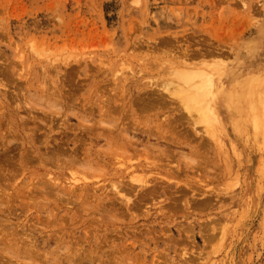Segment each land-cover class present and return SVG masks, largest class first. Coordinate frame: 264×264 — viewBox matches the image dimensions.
Instances as JSON below:
<instances>
[{"label":"rangeland","instance_id":"1","mask_svg":"<svg viewBox=\"0 0 264 264\" xmlns=\"http://www.w3.org/2000/svg\"><path fill=\"white\" fill-rule=\"evenodd\" d=\"M262 96L264 0H0L11 264H264Z\"/></svg>","mask_w":264,"mask_h":264},{"label":"bare ground","instance_id":"2","mask_svg":"<svg viewBox=\"0 0 264 264\" xmlns=\"http://www.w3.org/2000/svg\"><path fill=\"white\" fill-rule=\"evenodd\" d=\"M190 72V71H189ZM262 73V72H261ZM260 73V74H261ZM190 74V73H189ZM182 75V74H181ZM188 75V74H187ZM193 75V74H192ZM192 77V76H191ZM199 77H201V76H199ZM199 77H198V79H199ZM203 77V76H202ZM186 78H187V76H186ZM190 79V78H189ZM192 79H194V78H191V80ZM203 79H205L206 81H208V83H207V85H209V90L208 91H210V92H212V88H213V83H212V81H210V79L208 78V77H203ZM262 80V79H261ZM247 87H252V88H254V84L253 83H249L248 84V86ZM196 88H198V87H196ZM205 89V88H204ZM204 91H206V90H204ZM251 91V89L249 88V89H247V92L249 93ZM262 92V91H261ZM262 94V93H261ZM197 95H199V94H197ZM197 95L195 96V97H197ZM259 95V94H258ZM66 97V96H65ZM195 97H194V100H196L195 99ZM201 97V96H200ZM199 96H198V99H197V101H199V100H201V98H200ZM202 98H204V97H202ZM63 99V98H62ZM192 99H193V97H192ZM226 99H227V96H226ZM70 100V99H69ZM64 101V100H63ZM142 101V100H141ZM141 101H139V103L141 102ZM259 101V100H258ZM257 101V102H258ZM67 102H68V100H67ZM107 102V101H106ZM155 102V101H154ZM196 101H194V103H195ZM200 102V101H199ZM224 102H225V97H224ZM143 103V101L140 103V104H142ZM196 103H198V102H196ZM203 105H204V107H205V102H204V100H203ZM202 103L200 102V105H201ZM260 108H259V111H257V112H255L254 113V115H253V125H254V127H256V129L257 130H260V131H263L264 132V97L262 96V98L260 99ZM67 105V104H66ZM143 105V104H142ZM256 105V104H255ZM65 106V105H64ZM110 106V105H109ZM144 106V105H143ZM68 107V106H67ZM108 107V106H107ZM202 105H201V108L203 109L204 108ZM208 107V106H207ZM245 107V106H244ZM247 107V106H246ZM76 108V107H75ZM200 108V109H201ZM109 109V108H108ZM112 109V108H111ZM198 109H199V106H198ZM199 109V110H200ZM251 109H252V107H251ZM75 110V109H74ZM88 110V109H87ZM102 109H100V111H101ZM113 110V109H112ZM206 110V108L204 109V111ZM85 111V110H84ZM89 111V110H88ZM109 111V110H108ZM207 112V113H206ZM204 114L205 115H207L208 114V112L210 113V114H212L213 116V118H217L218 119V117H217V115H216V113L214 112V109L212 110V108H208L207 109V111H206ZM253 112V111H252ZM104 113H106V112H104ZM109 113V112H108ZM115 113V112H114ZM200 113H201V111H200ZM87 113H85V115H86ZM90 114V113H89ZM202 114H203V111H202ZM203 114V115H204ZM65 115V114H64ZM93 115V114H92ZM99 115V114H98ZM107 115V114H106ZM112 115H113V113H112ZM202 115V116H203ZM97 116V115H96ZM198 116H199V111H198ZM197 116V117H198ZM201 116V118L200 119H203V117ZM66 117V116H65ZM77 117V116H76ZM93 117V116H92ZM208 117V119L210 118V116H207ZM77 118H79V117H77ZM99 118H101L100 117V115H99ZM199 118V117H198ZM91 119V118H90ZM95 119H97V118H95ZM106 119V118H105ZM116 119V118H115ZM211 119V118H210ZM209 119V120H210ZM84 120V119H83ZM86 120H87V118H86ZM85 120V121H86ZM111 120H113V119H111ZM121 120V119H120ZM204 120V119H203ZM92 121V120H91ZM91 121H89V122H91ZM94 121V120H93ZM100 121V120H99ZM106 121V120H105ZM207 122H208V120H206ZM212 121V119L210 120V122ZM213 121H214V119H213ZM95 122H96V120H95ZM97 123H99V122H97ZM209 123V122H208ZM83 124V123H82ZM96 124V123H95ZM94 124V125H95ZM124 124V123H123ZM134 124V123H133ZM126 125V124H125ZM173 125V124H172ZM93 126V125H92ZM121 126V125H120ZM130 126V125H129ZM137 126V125H136ZM80 127V126H79ZM82 127H84V126H82ZM87 127V126H86ZM96 127V126H95ZM99 127V126H98ZM134 127V126H133ZM138 127V126H137ZM176 127V126H175ZM85 128V127H84ZM87 128H89V127H87ZM100 128V127H99ZM120 128V127H119ZM69 129V128H68ZM79 129V128H78ZM81 129V128H80ZM92 129V128H91ZM93 129H95V128H93ZM103 129V128H102ZM128 129V128H127ZM136 128H134L133 129V131L135 130ZM87 130V129H86ZM98 130V129H97ZM118 130V129H117ZM122 130V129H121ZM82 131V130H81ZM89 131V130H88ZM91 131V130H90ZM110 131V130H109ZM129 131V130H128ZM151 131V130H150ZM158 131H159V129H158ZM105 132V131H104ZM104 132H103V134H104ZM107 132V131H106ZM117 132V131H116ZM130 132V131H129ZM141 132V131H140ZM159 132H161V131H159ZM158 132V133H159ZM85 133V132H84ZM108 133H110V132H108ZM112 133H114V132H112ZM122 133V132H121ZM132 133V132H131ZM137 133V132H136ZM142 133V132H141ZM147 133V136L149 135V134H151V132L148 134V132H145V134ZM154 133V132H153ZM156 133H157V131H156ZM155 133V134H156ZM83 134V133H82ZM116 134V133H115ZM160 134V133H159ZM80 135V134H79ZM79 135H77V137L79 136ZM123 135V134H122ZM127 135V134H126ZM126 135H124V137H126ZM129 135H130V133H129ZM128 135V136H129ZM114 136V135H113ZM120 136V135H119ZM134 135H132V137H133ZM152 136V135H151ZM151 136L149 137V140H150V138H151ZM154 136V135H153ZM156 136V135H155ZM154 136V137H155ZM73 137H75V136H73ZM82 138H83V136H81ZM101 137H105L107 140H108V138H107V135L106 136H101ZM142 137V136H141ZM143 137H146V136H143ZM153 137V138H154ZM80 138V137H79ZM130 138H131V135H130ZM129 138V139H130ZM137 138V137H136ZM158 139H159V137H157ZM156 138V140H158ZM175 138V137H174ZM81 139V138H80ZM79 139V140H80ZM85 139V138H84ZM83 139V140H84ZM88 139V138H87ZM115 139V138H114ZM117 139V138H116ZM133 139H135V137L133 138ZM132 139V140H133ZM138 139H139V137H138ZM163 139H164V137H163ZM54 140H55V138H54ZM78 140V141H79ZM126 140V139H125ZM137 140V139H136ZM166 140V139H165ZM176 140V139H175ZM80 141H82V139L80 140ZM141 141V140H140ZM168 142H170L169 140H167ZM171 141H173V140H171ZM178 141V140H177ZM177 141H174V142H177ZM143 142V141H142ZM158 142V141H157ZM165 142V141H164ZM173 142V144H175ZM67 143V142H66ZM79 143H82V142H79ZM112 143H113V140H112ZM115 143V142H114ZM141 143V142H140ZM147 143V142H146ZM148 143H151V142H148ZM85 144V143H84ZM129 144V143H128ZM106 145H108L107 143H106ZM124 145V144H123ZM131 145H133V144H131ZM137 145V144H136ZM148 145V144H147ZM146 144H145V147L147 146ZM150 145H152V146H150ZM83 146V145H82ZM155 146H157V145H155V144H149V147H152V148H155ZM41 147V146H40ZM118 147V146H117ZM122 146H120V151L121 150H124V148L122 149L121 148ZM126 147V146H125ZM140 147V146H139ZM144 147V148H145ZM149 147H146L147 148V150L149 149L150 150V152L149 153H151L152 151H151V149L149 148ZM159 147H161V146H158V148ZM162 147H165L166 148V146H162ZM160 148V149H162L161 151L163 152V149L165 150V148ZM168 147L169 146H167V148L166 149H168ZM202 147V146H201ZM37 148V147H36ZM59 148V147H58ZM63 148V147H62ZM75 148H78V147H75ZM110 148V147H109ZM138 148V147H137ZM142 148V147H141ZM145 148V149H146ZM157 148V149H158ZM25 149V148H24ZM39 150H40V148H38ZM69 149V148H68ZM111 149V148H110ZM118 149V148H117ZM170 149V148H169ZM57 150H59V149H57ZM65 150H67V149H65ZM74 150V149H73ZM76 151H77V149H75ZM80 150V149H79ZM134 150H137L138 152H140L138 149H135V148H131V150L130 151H133V153H134ZM60 151H61V149H60ZM76 151H74V153L76 152ZM86 151V150H85ZM119 151V152H120ZM200 151V150H199ZM37 152V151H36ZM46 152H47V150H46ZM56 152V151H55ZM58 152V151H57ZM65 152V151H64ZM125 152V151H124ZM138 152H137V154H138ZM165 153H166V151H164ZM163 152V153H164ZM168 152V151H167ZM202 152V151H201ZM35 153V152H34ZM67 153V152H66ZM65 153V154H66ZM68 153H69V151H68ZM74 153H73V155H74ZM100 153V152H99ZM106 153V152H105ZM127 153V152H126ZM129 153H131V152H129ZM132 153V156H135L134 154ZM141 153V152H140ZM160 153V152H159ZM164 153V154H165ZM195 153V152H194ZM198 153H200V152H198ZM37 154V153H36ZM56 153H54V155H55ZM70 155L72 154V153H69ZM77 154H79V153H77ZM76 154V156H75V159H76V157L78 156ZM124 153H123V151H122V155H123ZM136 154V153H135ZM163 154V155H164ZM57 155V154H56ZM58 155H59V152H58ZM61 155H64V154H61ZM93 155V154H92ZM98 155V154H97ZM129 155H131V154H129ZM166 155V154H165ZM25 156V155H24ZM23 156V157H24ZM27 156V155H26ZM37 156V155H36ZM39 156V155H38ZM86 156V155H85ZM91 156V155H90ZM102 156V155H101ZM170 156V155H169ZM22 157V158H23ZM35 157V156H34ZM65 157H67L66 155H65ZM74 157V156H73ZM73 157H67V158H73ZM93 157V156H92ZM28 158V157H27ZM32 158V157H31ZM37 158V157H36ZM79 158V157H78ZM41 159V158H40ZM74 159V158H73ZM95 159V158H94ZM99 159V158H98ZM78 160V159H77ZM96 160V159H95ZM75 161V160H74ZM99 161V160H98ZM69 162V161H68ZM71 162V161H70ZM78 162V161H77ZM102 162V161H101ZM72 163V162H71ZM74 163V162H73ZM98 163V162H97ZM100 163V162H99ZM105 166V165H104ZM132 182V181H131ZM130 182V183H131ZM123 183V182H122ZM119 184H121V182L119 183ZM118 184V185H119ZM128 184H129V182H128ZM128 184H127V188H129L128 187ZM147 184V183H146ZM132 185V184H131ZM116 186V187H115ZM114 187L115 188H117V185H115ZM120 186V185H119ZM119 186H118V190H116L114 187V189L116 190V191H118L119 192V190H120V188H119ZM148 187V186H147ZM152 187V186H151ZM151 187H148L149 189L151 188ZM134 188V187H133ZM132 188V189H133ZM5 190V189H4ZM152 190H155L154 189V187H153V189ZM127 191H131V190H127ZM118 192H116V193H118ZM121 192V191H120ZM143 193V192H142ZM119 194V193H118ZM117 194V195H118ZM143 196V195H142ZM140 197V196H139ZM126 203H127V201H125ZM3 208V207H2ZM3 209H1V206H0V213L1 212H3L2 211ZM5 210V209H4ZM9 210V209H8ZM5 212H6V210H5ZM10 213H11V211H10ZM9 213V214H10ZM9 215H8V212H7V219L6 220H9ZM3 222V221H2ZM1 222V223H2ZM10 222H12L11 220H10ZM4 223V222H3ZM11 226H12V224H10ZM4 225H1L0 226V230L2 229L1 227H3ZM10 226V227H11ZM5 227H7V226H5ZM5 227H3V229L1 230L2 232H0V237H3L4 235H6V233L5 232H3V230L4 231H9V230H6V229H8V227L7 228H5ZM11 228H13V226L11 227ZM10 231H12V229L10 230ZM5 233V234H4ZM4 234V235H3ZM16 234V233H15ZM8 235H9V233H8ZM12 235V234H11ZM18 236V234H16V236L15 237H17ZM5 238V237H4ZM18 238H20V236H18ZM2 240V238H0V241ZM7 243H5L3 240V242L6 244V246L4 247V249H3V254L4 255H7L8 256V258H5L3 255H2V258H4V260L5 259H7L5 262H3L4 264H11L13 261L12 260H16V261H18V260H26V259H30V260H32V258L33 257H35V255L38 253V252H36V250L34 251V253H32L31 251H32V249H33V243L31 242V241H29V242H27V241H25V242H27V244H25V242L23 241V240H20V239H18V240H16V239H14V238H10L9 236H6V239H4ZM23 241V242H22ZM1 244V243H0ZM5 244H3V246L5 245ZM35 244V243H34ZM2 245V244H1ZM38 246V245H37ZM1 248H2V246H0ZM35 247H36V245H35ZM36 249H38V250H40V247L38 248V247H36ZM40 253H43V252H40ZM33 254V255H32ZM45 254V253H44ZM0 256H1V254H0ZM39 255H37V257H38ZM41 256H42V254H41ZM41 256H39V258H37L36 257V259H40V257ZM44 256V255H43ZM42 256V257H43ZM46 257V256H45ZM44 257V258H45ZM35 259V258H34ZM35 259V260H36ZM1 260V259H0ZM29 260V261H30ZM48 260V259H47ZM46 260V261H47ZM20 262V261H19ZM22 262V261H21ZM43 262V261H42ZM52 263V261H51V259L49 258V263ZM23 263V262H22ZM21 263V264H22ZM25 263V262H24ZM32 263H34V262H32ZM35 264H36V261H35ZM75 264V263H74Z\"/></svg>","mask_w":264,"mask_h":264}]
</instances>
